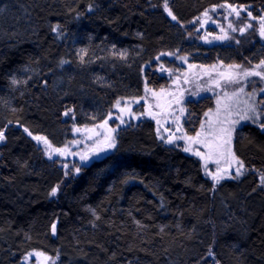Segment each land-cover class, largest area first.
<instances>
[{
	"label": "trees",
	"instance_id": "trees-1",
	"mask_svg": "<svg viewBox=\"0 0 264 264\" xmlns=\"http://www.w3.org/2000/svg\"><path fill=\"white\" fill-rule=\"evenodd\" d=\"M164 4L0 0V264H25L31 251L54 264H264L260 123L234 134L243 175L217 184L198 157L162 142L152 120L111 118L118 100L163 86L181 61L259 62L255 27L208 48L190 24L217 5L264 16V0H167L175 20ZM104 121L117 127L115 147L73 175L33 139L62 148L73 126Z\"/></svg>",
	"mask_w": 264,
	"mask_h": 264
},
{
	"label": "rangeland",
	"instance_id": "rangeland-1",
	"mask_svg": "<svg viewBox=\"0 0 264 264\" xmlns=\"http://www.w3.org/2000/svg\"><path fill=\"white\" fill-rule=\"evenodd\" d=\"M237 12L239 15H237ZM249 13H252L249 7L217 5L204 11L190 26L198 34V37L195 38L196 42L205 38L209 41L216 39L219 43L228 44V37L238 38L241 35L243 30L241 27L245 30H251L252 26L256 28V35L259 39H264L260 35L261 27L264 25V16L260 15L255 18ZM255 22L256 24H254ZM224 23H227V25ZM211 30L214 31L209 33ZM238 66L228 67L220 64V62L213 63L211 66H198L181 61L177 68L167 70L168 81L163 86L154 89L145 85L140 97L118 100L119 105L117 106L116 103L114 113L111 114V118L114 121L116 120L114 125L121 124V121H123V125H128L136 124L143 119H150L156 126L158 137L165 144H167V136L162 128H170V134H172L175 133V129L178 127L180 131L175 133L173 144L183 151L185 148H190V151L184 152L201 160L203 171L213 182L215 181L208 175V172H216L217 167L221 170H223V167H228L231 177L226 175L224 179H230L235 175L238 167V164L232 160L230 155L226 154L224 157L219 158V165L215 162L218 157L213 155L212 159L207 161L206 169L205 160L201 156L195 155V153L199 151L207 155L209 149L203 141L211 139L207 135L210 127L212 129H233L231 133V150L234 153L233 139L235 131L244 123H264V91L259 92L260 96H257L256 94L252 95L253 92L247 90L248 83L251 86L252 81L257 79L260 90H262L264 79L257 75H244L246 71L264 73V65L260 64L259 67L252 64ZM256 87L253 86L254 91H256ZM241 88H243L242 92L240 91ZM205 100L209 101L211 106L205 107L200 113L194 112L188 107L189 103L192 102L197 104L200 102L202 105ZM250 105L256 108L255 116L250 111ZM245 114L250 118L241 119L240 117ZM233 121L239 122L233 124ZM114 125L104 121L80 128L73 126L72 139L62 148H54L50 144L49 147L43 141L36 140V142L48 158L58 160V163L65 169L66 174L73 175L78 172L79 163L102 156L113 149L108 145L113 141L115 143L116 140L117 127ZM198 132L201 133L199 137L201 143H195L189 139V137L196 138ZM58 149L60 151H57ZM244 170L245 168L242 169V171ZM261 185L264 186V183H261ZM37 253L40 252H28L22 256L21 262L25 264H54L55 260L53 258L43 253L37 255Z\"/></svg>",
	"mask_w": 264,
	"mask_h": 264
},
{
	"label": "snow or ice",
	"instance_id": "snow-or-ice-1",
	"mask_svg": "<svg viewBox=\"0 0 264 264\" xmlns=\"http://www.w3.org/2000/svg\"><path fill=\"white\" fill-rule=\"evenodd\" d=\"M165 10L168 11V15L172 17L173 20L176 19V17L172 14V12L168 9V4H167V0H165V4H164ZM229 7H231L229 5ZM0 11H2V9H0ZM233 11H235V9H233ZM205 15H207V13H205ZM237 15H239V13L237 12ZM249 15H251V13H249ZM55 30V29H54ZM260 35L262 37H264V25H262L261 27V31H260ZM261 64L264 65V60L261 61ZM239 67V66H237ZM257 67H259V65H257ZM245 76L248 75H257V76H261L262 79H264V73L261 72H245L244 73ZM15 83V81H13ZM240 91H243V88L240 89ZM261 91H264V89H262ZM235 95V93H234ZM119 105V101L117 102V106ZM250 111L253 113V116L256 115V108L255 106H249ZM65 115H67V113H65ZM205 115H207V113H205ZM241 119H249L250 117L245 114L242 115L240 117ZM239 121H233L232 123H238ZM105 123H107V121H105ZM121 123H123V121H121ZM203 127V126H202ZM260 127L262 129H264V123L260 124ZM25 132H28V129H24ZM233 129L232 128H219V129H212L210 127V130L208 132V136L211 137V139H205V141H203V143L205 144V146L209 149L207 155L200 153L199 151H197L195 153V155L201 156L202 159L205 160V168L207 169V161L212 159L213 155H216L218 157V159L215 161L217 163V165H219V158L224 157L226 154L230 155L232 157V160L235 161L238 164V167L236 168L235 171V177H239L241 175H243V171L242 169H244V165L242 161H239L234 153H232L231 150V133H232ZM29 135H32L30 132L28 133ZM201 133H197L196 134V138H191L189 137V139L193 140L195 143H201V141L199 140ZM4 135L3 132L0 131V141H2L4 139ZM33 139L37 140V141H43L45 145H49V142L47 141V139L45 137H40V136H33ZM172 140L169 139L168 143H171ZM108 147H115V143L114 141L112 143H110L108 145ZM57 151H60L59 149ZM184 151H190V148H185ZM83 159V157H82ZM77 171H79V169H77ZM208 175H210L212 177V179L218 184L222 179H224L227 176L231 177V173L229 172L228 169H224L221 170L219 167H217L216 172H208ZM233 177V178H235ZM261 183H264V176L261 177ZM57 189L53 188L52 189V195L56 194ZM52 231L53 233H55V224L52 225ZM37 255H42V253H37Z\"/></svg>",
	"mask_w": 264,
	"mask_h": 264
},
{
	"label": "flooded vegetation",
	"instance_id": "flooded-vegetation-1",
	"mask_svg": "<svg viewBox=\"0 0 264 264\" xmlns=\"http://www.w3.org/2000/svg\"><path fill=\"white\" fill-rule=\"evenodd\" d=\"M242 29H243V27H241ZM212 31H214V30H211V31H209V33H211ZM261 41H262V43H264V39H260ZM202 41L203 42H205L206 44H208V48H211L214 44L215 45H219V44H221L222 45V43H219V42H217V40L215 39L214 41H209V40H207V39H205V38H203L202 39ZM225 44V43H224ZM225 45H227V44H225ZM262 60H264V57L259 61V62H251L250 61V59H247V60H245V61H247L246 63H244V60H240V61H234V60H232V61H229V60H218V61H215V62H212L211 64H213V63H217V62H220V64H222V65H225V66H228V67H230V66H238V65H244V64H246V65H260L261 64V61ZM211 64H207V66L209 65V66H211ZM259 85V86H258ZM253 86H257L255 89H256V91H254V89H253ZM263 89H264V87H263ZM247 90H250V91H252L253 93H252V95H257V96H260V94H259V92H261V90H260V84L258 83V79L256 80V81H252V84H251V86L249 85V83H248V87H247ZM249 91V92H250ZM261 96H263V95H261ZM206 101V100H205ZM194 104H197L196 102H194ZM209 106H211L210 104H209ZM244 124H246V123H244ZM243 124V125H244ZM168 129H170V128H168ZM171 130V129H170Z\"/></svg>",
	"mask_w": 264,
	"mask_h": 264
},
{
	"label": "water",
	"instance_id": "water-1",
	"mask_svg": "<svg viewBox=\"0 0 264 264\" xmlns=\"http://www.w3.org/2000/svg\"><path fill=\"white\" fill-rule=\"evenodd\" d=\"M227 6H229V4H227ZM179 131H180L179 128L176 127V129H175V133H178ZM163 132H164V134L167 136V137H166V142L168 143V140L171 139L172 142H171V143H168V144H169V145L173 144V143L175 142V133L170 134L171 130L168 129V128H163ZM222 169H223V170H224V169H228V170H229L228 167H223Z\"/></svg>",
	"mask_w": 264,
	"mask_h": 264
},
{
	"label": "bare ground",
	"instance_id": "bare-ground-1",
	"mask_svg": "<svg viewBox=\"0 0 264 264\" xmlns=\"http://www.w3.org/2000/svg\"><path fill=\"white\" fill-rule=\"evenodd\" d=\"M197 113H199V112H197Z\"/></svg>",
	"mask_w": 264,
	"mask_h": 264
}]
</instances>
